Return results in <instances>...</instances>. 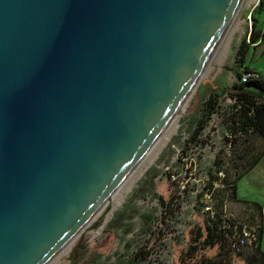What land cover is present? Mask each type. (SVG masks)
<instances>
[{
	"label": "water",
	"instance_id": "1",
	"mask_svg": "<svg viewBox=\"0 0 264 264\" xmlns=\"http://www.w3.org/2000/svg\"><path fill=\"white\" fill-rule=\"evenodd\" d=\"M240 0H0V264H44L195 87Z\"/></svg>",
	"mask_w": 264,
	"mask_h": 264
},
{
	"label": "rangeland",
	"instance_id": "2",
	"mask_svg": "<svg viewBox=\"0 0 264 264\" xmlns=\"http://www.w3.org/2000/svg\"><path fill=\"white\" fill-rule=\"evenodd\" d=\"M248 1L245 0L232 16L179 117L176 132L155 160L147 161V168L132 187L123 191L120 203L113 208L112 203H107L97 217L90 219L61 264H180L177 255L185 247L187 223H204L197 209L190 206L200 200L202 189L211 178L212 167L225 168L230 174L234 161L240 171L248 155L263 146L261 139L251 137L247 154L236 157L237 144L233 147V143L226 141L229 135L223 123L225 112L233 103H227L233 99L227 93L218 97L215 110L210 114L208 121L214 125L201 128L194 138L191 136L207 98L203 84L231 87L237 82L238 72L244 68L256 71L264 78V17L261 10L250 14L258 0L247 5ZM252 18L256 19L255 27L261 35L254 43L248 42L247 38ZM243 39L248 43V49L242 65L237 66L235 51ZM226 145H229L228 149ZM123 187L124 184L120 190ZM223 192V189L215 190L218 202L222 200ZM244 207L234 200L229 203V208L247 219ZM91 231L95 232L92 237L87 235Z\"/></svg>",
	"mask_w": 264,
	"mask_h": 264
},
{
	"label": "trees",
	"instance_id": "3",
	"mask_svg": "<svg viewBox=\"0 0 264 264\" xmlns=\"http://www.w3.org/2000/svg\"><path fill=\"white\" fill-rule=\"evenodd\" d=\"M264 6V0H258L251 9V13H256ZM256 19H251V26L247 34L248 42L254 43L260 38V33L255 27ZM248 49V43L243 39L235 51V63L241 66ZM254 72L244 68L238 72L239 78L242 73ZM256 72V71H255ZM257 73V72H256ZM202 88L207 94L203 107L200 109V118L197 119L196 127L192 131L194 138L204 123L215 110L217 99L223 93H227L233 98V103L228 106L225 112L223 123L229 137L226 141L237 144V158H242L249 151L251 137H257L263 142L259 151L252 152L238 171V163L232 161V172L228 174L223 168L226 184V193L222 196L229 200H234L245 205L243 213L246 211L249 224L257 226V240L251 245L242 249L238 253H233L225 248L216 233L205 223H187L185 231V247L179 250L177 259L180 264H263L264 253L259 249L261 238V206L250 200L238 198L235 195V183L238 178L249 168H251L260 158L264 150V78L257 73V78L246 79L244 82H236L231 87H217L214 84H203ZM217 161H214L216 164Z\"/></svg>",
	"mask_w": 264,
	"mask_h": 264
},
{
	"label": "built area",
	"instance_id": "4",
	"mask_svg": "<svg viewBox=\"0 0 264 264\" xmlns=\"http://www.w3.org/2000/svg\"><path fill=\"white\" fill-rule=\"evenodd\" d=\"M250 78H257V73L255 71L242 73L237 78V82L241 83ZM232 102L233 99L227 101V103ZM209 118L202 128L214 125L212 121H208ZM228 147L229 145L225 146L226 149ZM223 178V170L212 167L211 178L207 179L200 200L192 203L190 208L197 209L199 215L204 219V223L216 233L226 249L238 253L257 240V226L249 224L238 212H234L229 208V203L232 200H229L226 195L220 202L217 201L214 195L216 189H223L226 193V184Z\"/></svg>",
	"mask_w": 264,
	"mask_h": 264
},
{
	"label": "bare ground",
	"instance_id": "5",
	"mask_svg": "<svg viewBox=\"0 0 264 264\" xmlns=\"http://www.w3.org/2000/svg\"><path fill=\"white\" fill-rule=\"evenodd\" d=\"M252 1H254V0H249L247 2V5L252 3ZM244 2H245V0H240V2L238 4L237 8L235 9L233 15L235 14L238 7L241 6ZM219 43H220V41H219ZM219 43H218V45H219ZM218 45L216 46L215 50L217 49ZM215 50H214V52H215ZM210 59H211V57H210ZM209 60L205 64L204 68L201 70V74L199 75V77L196 81L195 87H196L198 81L200 80V78L202 77V75H204V73L207 69V65L209 63ZM195 87H193L190 90V92L184 97V99L182 100L180 105L177 107V109L171 115L169 120L166 122L164 127L161 129V131L158 133V135L152 141L150 146L143 153V155L139 158V160L135 163V165L130 169V171L126 174V176L121 180V182L108 195V197L101 203V205L94 211V213L74 232V234L67 241H65V243L63 245L60 246L59 249H57L49 257V259L44 264H61L62 262H64L65 255L68 252V250L70 249L73 241L76 239V237H78L80 235L81 231L84 230L85 225L88 222H90V219H94L95 217H97L107 203H109V202L112 203V208L117 203H120V201L122 200V198L124 196L123 191L129 190L132 187L135 179H137L143 173V171L147 168V161L150 163L153 162L155 160L158 152L167 143V141H168L169 137L172 135V133L176 132L177 127L179 125V117H180L181 113L183 112L185 105H187L186 103H187L188 99L190 98V96L192 95ZM154 151L156 152L155 156H153ZM123 184H124V187H123L124 189L120 190V188L122 187ZM108 216H109V213L105 216L104 222L107 220ZM94 234H95V232H93V231L87 233V235L90 237H92Z\"/></svg>",
	"mask_w": 264,
	"mask_h": 264
},
{
	"label": "crops",
	"instance_id": "6",
	"mask_svg": "<svg viewBox=\"0 0 264 264\" xmlns=\"http://www.w3.org/2000/svg\"><path fill=\"white\" fill-rule=\"evenodd\" d=\"M260 13L264 17V6ZM235 195L238 198L254 201L261 206L259 249L264 253V150L258 161L236 181Z\"/></svg>",
	"mask_w": 264,
	"mask_h": 264
}]
</instances>
